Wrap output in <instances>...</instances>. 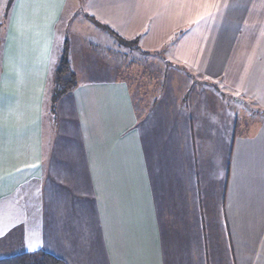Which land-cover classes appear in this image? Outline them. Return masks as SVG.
I'll return each instance as SVG.
<instances>
[{
  "label": "crops",
  "instance_id": "1",
  "mask_svg": "<svg viewBox=\"0 0 264 264\" xmlns=\"http://www.w3.org/2000/svg\"><path fill=\"white\" fill-rule=\"evenodd\" d=\"M68 7L85 49L119 43L105 26L181 73L136 91L70 62L78 85L55 98ZM4 244L68 264H264V0H0Z\"/></svg>",
  "mask_w": 264,
  "mask_h": 264
},
{
  "label": "rangeland",
  "instance_id": "2",
  "mask_svg": "<svg viewBox=\"0 0 264 264\" xmlns=\"http://www.w3.org/2000/svg\"><path fill=\"white\" fill-rule=\"evenodd\" d=\"M69 7L66 10L63 20L58 26L57 30V40L55 44V48L53 50L52 55V66H53V75H54V82L55 87H57V72L61 63L62 58H64V43L65 39L70 41L69 49L67 50L68 59L71 62L73 69H80L83 71L81 74L82 79L85 78H106L107 74L102 73L103 71L108 70L112 72V75L116 78L125 79L127 82L132 84V86L136 87V91H138V86L144 84L142 78L140 76L149 74L148 72H154L158 70V66L155 67L154 65L148 64L149 55L145 56L141 52H137L136 50H131L128 47H120L119 43L112 44V38L107 36L106 39H97L90 36V41L94 42L93 45L88 46L89 49H85L83 46L82 39L83 33L79 29H76L74 25H71L69 20ZM103 42V43H100ZM110 43V44H109ZM109 44L114 46L113 49H103L100 48V45ZM87 47V45H86ZM90 53V55H89ZM91 56L90 59H86L87 57ZM157 58V57H156ZM87 60V61H86ZM131 62H134V65H131ZM93 64L94 69L97 70L98 73H92V69L85 68V64ZM131 67H137V70L131 69ZM141 67L140 69H138ZM85 68V69H84ZM132 71H131V70ZM130 71V72H129ZM166 75L170 74H178V70L167 63L165 60L162 62V71L159 72ZM159 75V74H157ZM80 81V79H79ZM165 83V81H164ZM170 83V82H169ZM168 85V83H167ZM133 88V87H132ZM135 90V89H134ZM133 95L135 96L134 101L137 105V94L133 91ZM6 246L0 250V258H5L14 255L11 249H5ZM21 248V246H20ZM68 264V263H67Z\"/></svg>",
  "mask_w": 264,
  "mask_h": 264
},
{
  "label": "trees",
  "instance_id": "3",
  "mask_svg": "<svg viewBox=\"0 0 264 264\" xmlns=\"http://www.w3.org/2000/svg\"><path fill=\"white\" fill-rule=\"evenodd\" d=\"M90 18V17H89ZM95 21V19L90 18ZM99 26L100 23L94 22ZM106 30L111 32L119 41L120 45L123 47H128L131 50H138V41L132 40L128 41L118 34L114 33L111 29L103 26ZM142 53V52H141ZM146 53H143L145 55ZM57 87L55 89V98H59L62 95L74 90L78 85L77 75L72 70L70 61L68 59L67 49L64 52V58H62L58 72H57ZM0 264H67L63 260L55 257L54 255L47 253L46 251L38 252H24L18 255L9 256L5 258H0Z\"/></svg>",
  "mask_w": 264,
  "mask_h": 264
},
{
  "label": "snow or ice",
  "instance_id": "4",
  "mask_svg": "<svg viewBox=\"0 0 264 264\" xmlns=\"http://www.w3.org/2000/svg\"><path fill=\"white\" fill-rule=\"evenodd\" d=\"M31 250V249H30Z\"/></svg>",
  "mask_w": 264,
  "mask_h": 264
}]
</instances>
